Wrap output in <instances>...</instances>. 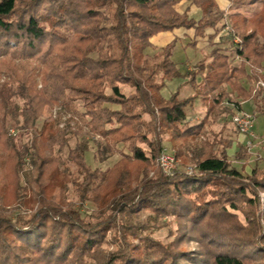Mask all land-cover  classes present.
Listing matches in <instances>:
<instances>
[{
	"label": "trees",
	"instance_id": "trees-1",
	"mask_svg": "<svg viewBox=\"0 0 264 264\" xmlns=\"http://www.w3.org/2000/svg\"><path fill=\"white\" fill-rule=\"evenodd\" d=\"M228 1L234 10L258 3L261 9L247 18L228 15L217 0H0V153L8 154L16 179L12 198L0 193V264H264V170L243 176L232 168L229 141L190 145L226 102L243 111L252 101L264 116L263 89L255 86L264 83V0ZM182 2L198 8L201 19L181 13ZM178 29H193L195 38L212 29V45L227 35L182 74L172 58L175 41L158 51L151 43ZM183 77L194 95L165 99L166 82ZM14 98L24 100L22 108ZM198 100L205 116L192 123ZM78 103L90 134L99 136L101 161L121 155L106 171L87 164L91 139L70 149L67 160L55 154L83 130L73 131L70 120L60 128L62 113L37 127L46 107L72 112ZM25 133L31 144L20 146L17 138ZM165 142L176 158L190 152L197 173L167 176L157 168ZM26 156L33 170L23 186ZM247 158L240 146L235 159ZM69 183L81 203L96 205L99 221L87 222L74 204L53 201L52 192H65ZM147 211L154 221L175 217L171 242L155 240L149 220L138 221Z\"/></svg>",
	"mask_w": 264,
	"mask_h": 264
},
{
	"label": "rangeland",
	"instance_id": "rangeland-1",
	"mask_svg": "<svg viewBox=\"0 0 264 264\" xmlns=\"http://www.w3.org/2000/svg\"><path fill=\"white\" fill-rule=\"evenodd\" d=\"M219 5H221L222 9L228 14V15H242L247 18H250L254 16L256 13H258L261 9V3H258L251 7H243L239 10H234L230 8V4L228 0H218ZM58 33L63 37H70V34L66 31L59 30ZM226 34L225 31H223L221 34L218 35L217 41H222V38ZM175 41V49H174V61L178 65V68L181 70L183 74L187 73V64L190 62L195 63L197 62L198 57H200V54L196 51L194 46H192L190 43L189 38H187L185 35H179L174 39ZM222 43V42H221ZM156 52L154 50H148L147 54L150 56H153ZM208 51L204 52V56L209 55ZM20 61H16L15 63H19ZM191 63V64H192ZM237 63V62H236ZM41 65L37 61H32L31 66L37 67ZM5 72H2V75H4ZM5 80V76H2V81ZM41 77H38V88H42V82ZM258 89H263V95L261 98L263 100L261 101V105L264 101V83L262 81H259L258 84L255 85ZM192 88L190 86H186V91L189 92ZM123 91L125 93H129L128 88H124ZM183 94V93H182ZM185 96V93L184 95ZM14 101L19 105V108H22L24 105V100H21L19 98H14ZM200 104L195 105L194 110L190 112L189 116L191 118L192 123L200 122L203 117L205 116V111L203 112L202 108L199 106ZM227 109H230L232 112H229ZM243 111L247 114L252 115V117L255 119L254 121V127H253V136H246L242 135L236 126L233 123V116L238 112L237 109H235L232 105L225 103V108L221 110V114L216 119L213 118L210 125L206 128V133L199 136L196 140H193L191 142V146L194 147L197 144H204L205 142H215L218 143L220 141H229L231 148L227 149L228 157L231 162L232 168H236L240 171V173L243 176L250 175L252 171L255 168L264 170V116L259 115L257 110L253 106V102H248L243 106ZM85 112L84 107L81 103H78L76 106V109L72 112H65L61 106L56 107H46L42 113V116L40 117L39 121L37 122L38 129L41 128L44 121H54L60 113H62V121L60 124V128H64L67 122L70 120V127L73 131H76L78 127H82L83 130L81 132V136L79 137H73L72 140L69 143V146L65 148L63 151L59 150L57 147L55 149V154H57L61 159L67 160L68 153L70 149H74L77 144L81 143V141L84 140H90V151L86 154V161L87 164L91 166L92 169H99L101 171H106L113 167L115 163H117L121 159L120 154H115L112 156H105L104 161H101L97 154V145L96 141L99 139V136H94L90 134L89 127L87 126L88 119L83 118L82 114ZM21 121V119H20ZM11 133L13 135H17V131L10 129ZM95 138V139H93ZM18 139V144L20 146L29 145L31 144V138L28 136V134H23ZM93 139V141H92ZM144 149H149L145 144H139ZM244 147V152L248 154L249 158L244 159L242 161H238L235 159V154L239 150V147ZM219 151L223 150L222 145H219ZM118 148L122 150L125 153H129L126 146L124 144L118 145ZM171 146L168 143L163 144V149H167L168 151L172 152L170 150ZM174 151V150H173ZM175 152V151H174ZM32 154V150L30 151ZM173 153V152H172ZM1 154V164H0V193L4 194L5 197L12 198L13 196V190L15 187L16 179L14 178V174L11 172V161L8 158V154L3 152ZM30 156H26L25 166L24 170L22 171V176L19 175L20 183L23 186L26 185V179L24 174L30 173L33 170L32 165L30 164ZM180 167L179 171L181 174H185L186 171L191 167L194 168V173L196 174V163L191 159L190 152L185 150V155L183 158H178ZM70 166L71 171L76 175L77 178H79V182L84 181V175H81L77 169V166L74 163L67 162ZM155 166L158 167V164L156 163ZM187 174V173H186ZM192 174V175H193ZM67 186V190L63 192L61 190V187H57L51 194L52 199L55 203H62V200H64L66 203H71L75 205V208L78 209L81 214L85 217L84 219L89 221H99L97 220V215L99 214V210L96 207L95 204H93L90 201H86L84 203H81L79 198V191L78 188H76L72 183H69ZM31 195V193H30ZM259 196L261 197L262 201L264 202V192H260ZM264 209V206L262 207ZM22 212H26L25 209H20ZM35 211H28V213H33ZM151 217H154L152 213L150 212H144L142 213L138 221L140 222H146L149 220V224L152 226L150 229V232L152 231V237L155 240L161 241L162 243L166 244L173 240V235L171 233V230H176V219L175 217H164L162 220H150ZM241 219L244 221V218L241 217ZM157 222V225L155 224ZM264 234V219L261 220ZM136 243H138L137 240H135ZM110 250H114L113 246H106Z\"/></svg>",
	"mask_w": 264,
	"mask_h": 264
},
{
	"label": "crops",
	"instance_id": "crops-1",
	"mask_svg": "<svg viewBox=\"0 0 264 264\" xmlns=\"http://www.w3.org/2000/svg\"><path fill=\"white\" fill-rule=\"evenodd\" d=\"M217 2L219 4V1L218 0H217ZM219 6H220L221 10L224 11V9H222L221 5H219ZM177 9L181 13L187 11L189 17L190 18H194L197 21L201 19V16H202L201 15V11L198 8H196L195 6H190L189 3H187V2H182L180 5H178ZM213 33H214V31L212 29H209L207 31V34H206V36L204 38L203 37L202 38H195L194 30L193 29H191V30L178 29V30H175L173 32H163V33H160V34L154 36L151 39V43H152L153 47L155 48V50L158 51V50L162 49L163 47L167 46L169 43L173 42L174 39L176 37H178L179 35H181V34L182 35H185L187 38H189V40H190V43L189 44L192 45V42L195 41L196 42V46H194V48L196 49V51L198 52V54H200V57H198L197 62H195V63H192L191 62L192 64L189 62L187 64V72H189V71H192L195 68V66H196V64L198 62H200L203 58L206 57V56H204V52L205 51H208L210 53L215 46H222L221 42L224 39H222V41H217V38H216L214 40V45H212L209 42L208 36L209 35H212ZM226 35H227V33L224 34V36L222 38L226 37ZM174 52H173V57H172L173 60H174ZM197 79H198V81H200L201 77L198 76ZM186 86H190L191 87V85L188 82V78H186V77L174 79L172 81H167L165 87L161 91V94H162V96L165 99H170L175 94H178L179 99H186V98L194 95V93H195L193 89L192 90L190 89V91L187 92L185 90L186 89ZM184 93H185V96H182V95H184ZM249 102H252V101H249ZM247 103L248 102L242 104V109H243V106L245 104H247ZM197 104H200L201 105V103H200L199 100L195 103V105H197ZM253 106L256 109V106L254 105V103H253ZM200 107L202 108V110L204 112L205 109L202 107V105Z\"/></svg>",
	"mask_w": 264,
	"mask_h": 264
},
{
	"label": "built area",
	"instance_id": "built-area-1",
	"mask_svg": "<svg viewBox=\"0 0 264 264\" xmlns=\"http://www.w3.org/2000/svg\"><path fill=\"white\" fill-rule=\"evenodd\" d=\"M254 121L255 119L252 117V115L247 114L244 111H238L234 116H233V123L238 129V131L242 135H248L250 137L253 136V127H254ZM158 166L161 168L163 173L167 176H172L179 171V161L176 156L168 151L167 149H163L159 159L157 160ZM186 173L188 175H192L194 173V168H189Z\"/></svg>",
	"mask_w": 264,
	"mask_h": 264
}]
</instances>
